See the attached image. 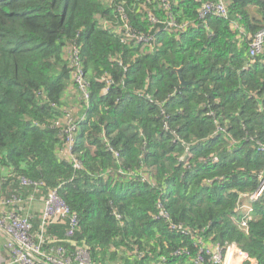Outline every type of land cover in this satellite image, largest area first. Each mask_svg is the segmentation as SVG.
<instances>
[{"label":"trees","instance_id":"trees-1","mask_svg":"<svg viewBox=\"0 0 264 264\" xmlns=\"http://www.w3.org/2000/svg\"><path fill=\"white\" fill-rule=\"evenodd\" d=\"M217 1L0 0L2 196L28 197L23 178L42 183L37 196L57 190L78 219L71 237L69 218L45 227V253L194 264L201 240L264 264V190L250 199L264 185V48L250 55L264 0H225L227 19H202ZM76 71L89 98L70 120ZM64 117L79 123L80 169ZM41 214L28 213L36 241Z\"/></svg>","mask_w":264,"mask_h":264},{"label":"built area","instance_id":"built-area-1","mask_svg":"<svg viewBox=\"0 0 264 264\" xmlns=\"http://www.w3.org/2000/svg\"><path fill=\"white\" fill-rule=\"evenodd\" d=\"M228 18V10L225 0H218L214 3H205L200 9V17L207 19L208 17ZM235 30H239L236 24H233ZM242 33V30L239 31ZM264 48V29L261 30L250 44V55L252 57L262 52ZM77 53H74V55ZM75 63L79 69V58L75 56ZM79 79V80H78ZM75 80L79 85L85 101L89 98L88 86L83 79L81 71H76ZM78 80V81H77ZM82 121V119H81ZM78 122L68 123L67 130V154L70 163L74 168L80 169L81 164L73 156L74 146L76 142L75 135L78 131ZM3 169H0V208L2 210L9 206L19 207L21 215L16 211H9L0 216V251L6 252L8 257L0 260V264H90V256L88 251L80 248L72 260L67 257L63 248L55 249V254H48L43 251V235L45 227L50 223H64L65 219L69 218L70 229L67 233L69 237L73 236L77 226L78 219L76 216H71L70 208L66 205L64 200L60 197L57 190L49 191L44 198V207L41 214V236L39 240H34L32 235V226L29 221L28 209L32 206L38 190L43 186L42 183L33 182L28 179H21V184L27 188H33L34 191L25 199L22 197H13L12 199H5L2 196V186L4 178L2 177ZM260 194L253 196V200L257 199ZM24 206V208H22ZM27 207V208H26ZM161 216L167 219L170 228L173 231L181 232L184 235H191L189 228L182 225H177L169 220L167 213L162 212ZM161 216H159L161 218ZM200 245H203L197 257H195L194 264H256L255 260L250 258L247 253L243 252L236 243H231L226 246L220 244L208 245L203 244L201 240Z\"/></svg>","mask_w":264,"mask_h":264},{"label":"rangeland","instance_id":"rangeland-1","mask_svg":"<svg viewBox=\"0 0 264 264\" xmlns=\"http://www.w3.org/2000/svg\"><path fill=\"white\" fill-rule=\"evenodd\" d=\"M79 80V79H78ZM77 80V81H78ZM76 80H74V82H75ZM74 89H75V92L74 93H71V98L72 99H70V101L68 102L70 105L69 106H66L64 109V112H66V116L67 117H69V119L70 120H72V118H73V116H75V115H80L81 113H82V111H80L82 108H81V106L83 105L82 104V102L80 101V99L82 98V99H86L85 97H84V95H83V93L81 94L80 92L78 93V91L76 90V87L74 86L73 87ZM78 94L80 95V96H78ZM81 99V100H82ZM72 106L74 107V106H76V108H74V110H79V113H77L76 111H73L72 110ZM62 123H65L66 125L68 124V122H67V120L65 119V117H64V119H63V122H61V124ZM68 155V154H67ZM119 173H121V171H119ZM254 196H256V195H254ZM37 198V197H36ZM36 198H35V200H34V202H33V204H32V206L28 209V213H29V210H32V209H34V207H35V201H36ZM250 199H252L253 200V196L252 197H250ZM248 204H245L244 206H247ZM43 207H44V203H43ZM41 208V206L39 207V205H36V209H37V211L39 210ZM33 211V210H32ZM36 211V212H37ZM242 211L244 212V209H243V207H242ZM248 212H251L252 211V209H251V207L250 206H248V210H247ZM0 212H1V208H0ZM35 214H38V213H35ZM243 227H245V225H243Z\"/></svg>","mask_w":264,"mask_h":264},{"label":"crops","instance_id":"crops-1","mask_svg":"<svg viewBox=\"0 0 264 264\" xmlns=\"http://www.w3.org/2000/svg\"><path fill=\"white\" fill-rule=\"evenodd\" d=\"M74 92H75V89L74 88H70L68 90L67 96H66V99H65V103H67V106H69L71 104V103L69 104L68 102L70 101V99H72L71 98V93H74ZM74 108H76V106H74V107L72 106V110L73 111H76L77 113H79V110H74ZM36 197L37 198H36V201H35V207L32 210H33L34 213H38V215L40 216V214H41V212L43 210V203H44V198L45 197L42 196L41 194L38 195V196H36ZM36 205H39V207L41 206V208L38 211L36 209ZM55 251L56 250L51 251L50 254H55ZM5 257H8V254L6 252L1 253V251H0V260H4ZM255 263L257 264V262H255Z\"/></svg>","mask_w":264,"mask_h":264},{"label":"water","instance_id":"water-1","mask_svg":"<svg viewBox=\"0 0 264 264\" xmlns=\"http://www.w3.org/2000/svg\"><path fill=\"white\" fill-rule=\"evenodd\" d=\"M181 79V82H182V85L183 86H186V85H189L190 83L189 82H185L182 78ZM264 190V185L261 187L260 191H259V194Z\"/></svg>","mask_w":264,"mask_h":264}]
</instances>
